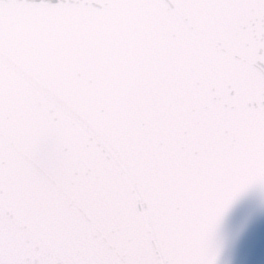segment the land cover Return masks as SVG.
<instances>
[{
    "label": "snow or ice",
    "instance_id": "1",
    "mask_svg": "<svg viewBox=\"0 0 264 264\" xmlns=\"http://www.w3.org/2000/svg\"><path fill=\"white\" fill-rule=\"evenodd\" d=\"M264 192V0H0V264H219Z\"/></svg>",
    "mask_w": 264,
    "mask_h": 264
},
{
    "label": "water",
    "instance_id": "2",
    "mask_svg": "<svg viewBox=\"0 0 264 264\" xmlns=\"http://www.w3.org/2000/svg\"><path fill=\"white\" fill-rule=\"evenodd\" d=\"M219 264H264V192L241 193L219 225Z\"/></svg>",
    "mask_w": 264,
    "mask_h": 264
}]
</instances>
